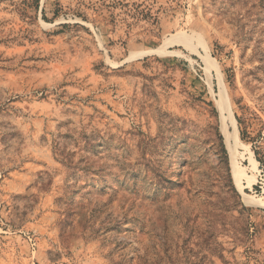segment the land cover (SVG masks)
Here are the masks:
<instances>
[{
	"label": "rangeland",
	"instance_id": "1",
	"mask_svg": "<svg viewBox=\"0 0 264 264\" xmlns=\"http://www.w3.org/2000/svg\"><path fill=\"white\" fill-rule=\"evenodd\" d=\"M109 1L0 0V264H264V0Z\"/></svg>",
	"mask_w": 264,
	"mask_h": 264
},
{
	"label": "trees",
	"instance_id": "2",
	"mask_svg": "<svg viewBox=\"0 0 264 264\" xmlns=\"http://www.w3.org/2000/svg\"><path fill=\"white\" fill-rule=\"evenodd\" d=\"M98 2H99V5L97 6L98 8L96 10L106 9L108 12V18H102V21L114 23V19H115L114 9L119 3H116L115 1H109V0H98ZM122 7L124 8V10L122 11V14L124 16L122 18V21L125 23L127 22L126 24L128 26H131L132 24L140 22V21H146L151 24H154L157 21L151 9L148 7H145V6L142 7L136 3H133L131 5L124 4L122 5ZM76 15L80 17L82 20H89V18L83 12H76ZM129 18L132 19L131 23L128 22ZM92 20H96V19L93 18ZM216 135H217L218 154L220 155L221 159L225 163L226 168L228 170L227 151L223 143V138L221 134L218 132V130L216 132ZM232 189L235 192V194H237L233 186H232Z\"/></svg>",
	"mask_w": 264,
	"mask_h": 264
},
{
	"label": "bare ground",
	"instance_id": "3",
	"mask_svg": "<svg viewBox=\"0 0 264 264\" xmlns=\"http://www.w3.org/2000/svg\"><path fill=\"white\" fill-rule=\"evenodd\" d=\"M218 108H219V110L221 111V113H223V111L225 110V108H224V106H223V103H222V101H219L218 102ZM231 136H229L227 133H226V145H227V148L229 149V150H232V152L234 153V151H233V149H234V145L231 143ZM231 163H232V165H234V158H233V156H231ZM238 172H240V173H242V172H244V168H243V166L242 165H239V164H236L235 165V168L233 169V173H234V176L236 177V178H239V176L241 175V174H239ZM244 198H245V200L246 201H248V202H254V201H252V197L251 196H249V195H244Z\"/></svg>",
	"mask_w": 264,
	"mask_h": 264
}]
</instances>
